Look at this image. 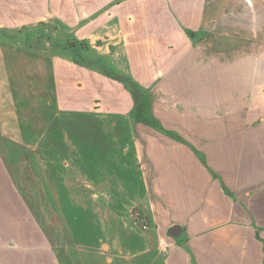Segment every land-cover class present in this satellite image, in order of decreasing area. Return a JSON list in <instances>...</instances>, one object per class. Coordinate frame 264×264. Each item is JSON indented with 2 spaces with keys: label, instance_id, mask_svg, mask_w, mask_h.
Returning <instances> with one entry per match:
<instances>
[{
  "label": "crops",
  "instance_id": "1",
  "mask_svg": "<svg viewBox=\"0 0 264 264\" xmlns=\"http://www.w3.org/2000/svg\"><path fill=\"white\" fill-rule=\"evenodd\" d=\"M256 1L0 0V264H264Z\"/></svg>",
  "mask_w": 264,
  "mask_h": 264
},
{
  "label": "trees",
  "instance_id": "2",
  "mask_svg": "<svg viewBox=\"0 0 264 264\" xmlns=\"http://www.w3.org/2000/svg\"><path fill=\"white\" fill-rule=\"evenodd\" d=\"M186 34L190 37V39L195 40L199 37L200 32H194L192 30L189 29H185ZM80 42L75 40L74 37H68L66 42L64 43L63 46H59V51H67L69 52L68 56H65L67 59H69L72 62H75L77 64H79V62H77V60L74 58V48L77 46V44H79ZM81 45L83 46V50L87 53L92 52V49L89 47V45L87 43H81ZM80 64H82L85 67L88 68H92L94 70H97L94 66H92L90 63L88 62H80ZM100 72L106 73L103 70H99ZM109 77L119 80L117 79L115 76L109 75ZM128 82H126L125 80H121V82L124 83L125 87L128 89V91H130V93L132 94L135 104L136 106L141 105V101L143 100L144 96H145V89L140 86L131 75H129L128 77Z\"/></svg>",
  "mask_w": 264,
  "mask_h": 264
},
{
  "label": "rangeland",
  "instance_id": "3",
  "mask_svg": "<svg viewBox=\"0 0 264 264\" xmlns=\"http://www.w3.org/2000/svg\"><path fill=\"white\" fill-rule=\"evenodd\" d=\"M255 6H256V9H257V28H258V33H264V0H257L256 3H255ZM65 34L67 35L68 33H65ZM104 52H105V48H102L100 50V53H104ZM97 53H98V51H97ZM61 54H64V56H68L69 52L61 51ZM91 55H92V57H94L96 54H94V52H92ZM66 65L68 66V68L70 70H72V67H73L72 65H70L69 63H66ZM144 99H145V101H144ZM142 103L145 106V108H143V109H145V111L148 112V110H149L148 106L150 105L149 99L148 98L147 99L143 98ZM147 119H149V118H147ZM33 129H34V134H41L42 131L44 130V129H40V128H36V127H33Z\"/></svg>",
  "mask_w": 264,
  "mask_h": 264
},
{
  "label": "built area",
  "instance_id": "4",
  "mask_svg": "<svg viewBox=\"0 0 264 264\" xmlns=\"http://www.w3.org/2000/svg\"><path fill=\"white\" fill-rule=\"evenodd\" d=\"M144 229H147V225L146 224H144Z\"/></svg>",
  "mask_w": 264,
  "mask_h": 264
}]
</instances>
